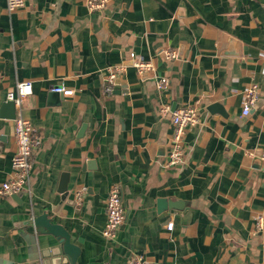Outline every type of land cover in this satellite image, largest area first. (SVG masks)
<instances>
[{"label": "crops", "instance_id": "crops-1", "mask_svg": "<svg viewBox=\"0 0 264 264\" xmlns=\"http://www.w3.org/2000/svg\"><path fill=\"white\" fill-rule=\"evenodd\" d=\"M85 2L25 0L10 11L0 0V187L16 149L15 118L3 107L20 81H32L21 113L42 138L31 192L0 195V264H67L58 238L28 224L43 212L80 247L77 264H126L132 253L149 264H264V171L255 162L264 152V0H109L95 11ZM133 53L154 72L140 74ZM122 64L108 94L109 68ZM161 76L170 78L165 90ZM253 83L261 95L244 115ZM58 84L74 93L54 96ZM166 104L201 115L184 163L173 166ZM114 184L126 219L108 240ZM160 200L186 206L160 209Z\"/></svg>", "mask_w": 264, "mask_h": 264}, {"label": "built area", "instance_id": "built-area-1", "mask_svg": "<svg viewBox=\"0 0 264 264\" xmlns=\"http://www.w3.org/2000/svg\"><path fill=\"white\" fill-rule=\"evenodd\" d=\"M86 6L92 10H103L109 0H86ZM25 5V0H7V6L10 11L22 8ZM168 58H174V51L167 52ZM134 66L140 74L146 75L154 72V65L151 62L145 61L136 54H132ZM125 66H111L109 75L105 84V91L108 94L114 92L116 86V78L124 71ZM156 85L159 89L165 90L170 86V78L161 76L156 79ZM53 91L61 92L64 95H72L74 90L68 88L64 84L53 86ZM32 81L25 80L16 84L14 90L8 92V99L13 100L20 112L15 118V138L16 149L12 158V172L0 187V195H11L23 192H31L29 185L30 177L33 168V155L35 151L42 145V138L36 131L33 123L21 113L23 99L32 94ZM261 95V88L258 83H253L244 91L243 114L248 115L252 108L256 105ZM163 113L171 115L173 133L170 142L169 151L165 164L173 166L184 163L185 161V137L188 130L194 128L200 123L201 115L199 108L196 105L179 106L172 109L170 104L163 105L161 108ZM254 153H249L253 155ZM262 169L264 171V152L261 153ZM82 191L78 193V202L82 199ZM106 223L103 229V235L108 240H115L121 225L126 219V211L123 205L122 188L119 184H114L109 189L106 200ZM173 222H168V229H172ZM264 229V215L259 214L256 217V230ZM126 264H149L142 254L132 253Z\"/></svg>", "mask_w": 264, "mask_h": 264}, {"label": "water", "instance_id": "water-1", "mask_svg": "<svg viewBox=\"0 0 264 264\" xmlns=\"http://www.w3.org/2000/svg\"><path fill=\"white\" fill-rule=\"evenodd\" d=\"M179 55V54H178ZM181 56V54H180ZM179 56V57H180ZM54 96H61L63 93L53 91ZM215 106H219L218 104H214ZM4 108H10L11 112L8 114L10 118H16V107L15 102L13 100H10L9 102L4 105ZM260 153H257V156L255 158V162L258 165V167L262 166V161L260 159ZM60 192L64 193L65 196L68 195L69 189H68V175L64 174L62 177V181L60 184ZM24 192L20 191L18 193L13 194L16 198H20ZM75 191L72 192L71 198H74ZM160 209H165L168 207L169 209H183L186 206V202L182 200H160ZM28 224L32 225L35 229V232L38 235L43 234H52L56 238H58L60 242V247L62 250V253L67 257V264H77V260L80 254V247L77 246L75 243L72 242L71 234L70 232L60 223L54 222L53 219L50 217L48 212H43L41 214L33 215L28 222Z\"/></svg>", "mask_w": 264, "mask_h": 264}]
</instances>
